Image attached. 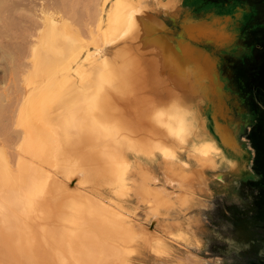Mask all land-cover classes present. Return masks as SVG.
<instances>
[{"label":"rangeland","instance_id":"rangeland-1","mask_svg":"<svg viewBox=\"0 0 264 264\" xmlns=\"http://www.w3.org/2000/svg\"><path fill=\"white\" fill-rule=\"evenodd\" d=\"M3 2L0 49L5 50H0V110L4 112L0 133H4L0 134V148L13 167L21 157L27 158L19 150L23 130L19 119L26 95L34 88L28 84L29 71L23 66L30 64L29 50L46 24H70L84 43L75 63L71 62V68L67 66L73 84L61 86V78L57 83L61 89L72 91L90 82L98 62L132 50L136 44L131 24L139 17L163 21L165 26L160 31L173 43L186 26L200 23L231 35L228 42L199 41L200 48L213 59L220 88L198 107L199 136L178 148L175 160L160 153H131L130 181L123 194H116L109 185L96 188L89 182L87 169L77 164L67 171L55 168L53 172L75 193L95 197L125 214L137 235L151 233L148 242H137L129 264H264V0ZM182 40L195 44L190 36H182ZM6 49L8 54L11 52L10 60L9 56L2 57ZM19 65L22 70L15 69ZM52 86L46 84L43 88L56 87ZM217 126L230 131L233 146L223 143ZM201 142L212 148L214 163L198 156L195 146ZM39 200L38 196L33 199L31 212L35 226L41 228L45 223ZM62 226L58 222L54 230ZM77 230L91 229L81 225ZM157 244L160 253L153 249Z\"/></svg>","mask_w":264,"mask_h":264},{"label":"bare ground","instance_id":"bare-ground-1","mask_svg":"<svg viewBox=\"0 0 264 264\" xmlns=\"http://www.w3.org/2000/svg\"><path fill=\"white\" fill-rule=\"evenodd\" d=\"M164 26L156 18H137L131 24L136 45L125 55L112 54V60L98 62L90 82L79 91L57 85L59 78L61 86L73 84L67 66L71 68L84 45L70 24H46L28 48L30 64L21 65L28 68V84L34 88L26 95L19 119L23 128L19 150L29 159L21 157L13 167L0 148V264H129L137 242L149 241L151 233L137 235L125 214L95 197L75 193L53 170L67 171L77 164L87 169L96 188L109 185L123 194L130 181L131 153H160L175 160L177 149L199 136L198 107L220 88L213 59L199 41L222 43L232 37L200 23L186 26L173 43L160 31ZM182 36L193 37L195 44L184 43ZM10 53L1 52L9 60ZM46 84L56 87L47 90ZM218 132L224 144L234 145L230 131L219 126ZM195 150L202 161L214 163L209 144L201 142ZM36 196L45 223L41 228L35 226L31 212ZM58 222L64 225L59 231L54 230ZM81 225L91 230H77ZM153 249L162 251L160 244Z\"/></svg>","mask_w":264,"mask_h":264},{"label":"crops","instance_id":"crops-1","mask_svg":"<svg viewBox=\"0 0 264 264\" xmlns=\"http://www.w3.org/2000/svg\"><path fill=\"white\" fill-rule=\"evenodd\" d=\"M262 248V247H261ZM264 253V252H263ZM262 257V256H261Z\"/></svg>","mask_w":264,"mask_h":264}]
</instances>
